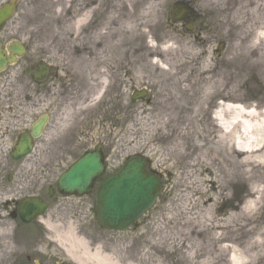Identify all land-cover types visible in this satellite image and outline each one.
Here are the masks:
<instances>
[{
  "label": "rangeland",
  "instance_id": "obj_1",
  "mask_svg": "<svg viewBox=\"0 0 264 264\" xmlns=\"http://www.w3.org/2000/svg\"><path fill=\"white\" fill-rule=\"evenodd\" d=\"M61 1L63 0L20 1L17 14L5 25V32H9L10 37L19 36L18 39L29 46L32 53L40 52L44 55L47 50L51 49L57 55L67 54L72 50V44L75 42L74 38L72 39L74 34L70 29L66 31L61 23L54 24L55 21L59 22L56 20L54 12L57 13L60 10ZM81 1V4L84 2L96 3L97 8L100 5V13H97L98 16L95 15L96 23L100 17L103 18L108 13V1ZM146 1L149 0H142L139 3L135 1L133 5L138 3V6L137 8L132 7L134 15H128L123 20L117 19V15L112 12V17L118 23L108 27L111 32L106 34L105 38L102 35H100L101 39L97 38L101 31L94 30L92 36L77 42V44L81 43L84 48H87L82 53L89 55V48L94 53V55L91 53L92 57L83 59L80 64L86 84L85 90H89L83 96V103H90V108L85 109L84 114L87 116L94 112L95 117H91L84 124V127L86 126L84 128L86 134L84 146L72 153L70 156L72 159L69 163L57 164L58 162H52L51 167L52 171H61L74 162L84 151L91 149L96 142L103 141L109 146L111 141L108 173L115 174L127 156L133 157L140 153L141 156L151 161L153 166L151 168L160 178L161 185L158 197L148 213L125 232L104 230L96 220L94 210V223L91 224L82 220L78 225L73 226L74 233L78 238L83 239L90 249L99 248L103 253L111 255L113 259L115 258L118 264L130 262L133 264H230L231 247L242 253L245 251L247 256L252 259L256 254L264 255V243L253 240H237L236 234L233 235V233L232 237L228 235V240L218 243L200 238L193 242L159 239V235L173 232L176 229L175 221L172 223L167 221V218H170L167 205L176 192L177 174L183 171V165L189 161L176 160L177 165L175 166L171 164L175 161L174 159L167 162L163 161L164 159H161V155L157 153L156 149H161L162 155L169 153L170 147L176 142L171 124L168 125L164 136L157 135L154 131L153 137L148 140V145L144 144L148 132L151 133L154 127H160L166 116L171 114L167 111L168 107L171 108L174 104L178 106V103L184 100V107L174 111V115L179 119L184 116L186 118L192 116V107L199 98V92L203 89V85L197 82L195 71L205 65L210 58L213 59L214 64H217L216 69L219 74L216 79L221 78L222 80L226 79L228 75H240L237 81H229V89L232 90L236 85L234 91L231 92L233 95L247 99L245 104L249 100L253 104L260 102L259 104L264 108V102H262V100L264 101V66L255 64L254 58L246 57L247 43L244 42L236 48L239 45L238 39H233V31H230L233 28L232 21L239 20V18H242L241 21L245 20L247 24L249 21L248 26L255 29V23H259L257 19L260 17L263 21L264 8L261 7V10L255 11L256 5L260 7L257 3L258 0H166L165 3H161L162 0H154V4L160 2L154 8L145 6ZM113 3V1L110 2V7L113 6ZM181 5L188 9L187 21H175L171 15V9ZM157 7L164 8L163 13L154 11ZM238 7H241L240 12H238L239 16L235 17ZM100 14L104 15L100 16ZM119 16L122 15L119 14ZM195 17H199L200 23L198 19L196 23L194 22ZM107 19L108 16L105 17V22ZM47 28L49 29L47 30ZM34 31L35 33H33ZM245 31L251 32L250 28H246ZM237 33L240 34L241 32L238 31ZM52 38L55 40L50 42ZM171 43H175L176 50L165 57L164 61L168 65L163 64L162 67H168L171 70L176 69L175 71L179 72L178 77H171L161 70V66L152 65L151 61L154 58L146 56L148 53L146 46H155L160 49L163 46H169ZM136 48L141 49V51L134 53ZM232 57L236 59L233 62H228L227 59H232ZM181 59L184 62L191 61L190 67L178 69L173 66V62ZM222 59L228 65L220 66ZM102 63H105V68H101V73L105 80L107 79V84L103 86L101 99L94 101V96L96 98L97 90L101 85L99 87L98 80H96L97 76L88 77V72H95L97 75V72L99 73L98 65ZM249 64L252 67H249ZM244 67L246 70H242ZM185 72L188 73L186 77L191 79L190 84L193 85L190 98L175 95L173 90L177 79L183 77ZM138 77L142 79V82L137 80ZM205 77L209 78L208 75ZM100 82H102L101 78ZM147 85L149 88L151 87V90L145 88ZM92 87H94L93 92L90 91ZM146 91H149L148 100L145 97H139L132 101L131 96L135 93L143 94ZM90 93H92L91 96H87ZM168 95L170 100L166 103L162 102L163 97ZM128 107L133 111L127 109ZM144 107L147 108L145 112L136 111ZM215 111L211 106L209 120L216 118ZM48 150L49 148L45 144L37 147L36 166L43 167L44 163L49 161L47 158ZM63 164L64 167H62ZM205 186L209 189L212 187V183L208 182ZM247 186H250V183L245 185L244 182L239 181V184L228 186L224 196H219L214 203H207V205H212L214 218L227 220L232 217V225L234 226L237 223L235 216L249 208V204H247L249 199L245 195ZM95 196L96 193L94 192ZM86 204L84 207L85 214H87L86 209L89 202ZM62 215L63 218L61 219L66 224L59 220L58 223L64 225L58 229L53 227L50 232L48 231L51 238L56 236L64 239L67 231L73 225L70 223L73 219L68 214ZM251 216L252 226L256 221H260L258 224L264 223L263 205L260 204L259 209L255 210ZM5 226L4 223L0 224V236L3 235ZM9 226L11 224L7 227ZM42 229L45 230L44 227ZM202 229L196 227V230ZM93 234L96 236L94 237ZM62 247L64 248V246Z\"/></svg>",
  "mask_w": 264,
  "mask_h": 264
},
{
  "label": "bare ground",
  "instance_id": "obj_2",
  "mask_svg": "<svg viewBox=\"0 0 264 264\" xmlns=\"http://www.w3.org/2000/svg\"><path fill=\"white\" fill-rule=\"evenodd\" d=\"M80 1H61L60 10L57 13L54 12L55 18L59 22H53L54 24L61 23L64 25L66 31L70 29L72 34H74L72 39L74 38L75 42L72 44V50L69 52V56L81 52L80 56L77 57L79 63L83 59H86L83 57H90L92 56L91 53L93 55L94 53L90 51V48L88 51L89 55L82 53L87 48H84L81 43L77 44V42L82 41L83 38L92 36L94 30L101 31L97 35V38H105L107 36L106 34L111 32L109 28L113 24L118 23L112 17V12L117 15V19L120 18L123 20L126 16L133 14L132 7L137 8L139 1L142 2V0H103L109 3L108 13L105 14V17L108 16V19L105 22V17H100L96 23L97 18L95 19V15L98 16L97 13H100L99 3H97L99 5L97 8L96 3L92 2V4H89L88 2H84L81 4L83 1ZM112 1L114 2L113 6L110 7V2ZM135 1L138 3L134 6L133 3ZM153 1H146L145 6L154 8L160 3L154 4ZM165 2L167 1L162 0L161 3ZM257 3H259L260 7L256 5L255 11L261 7L264 8V0H258ZM240 9L241 7L237 8L235 17L239 16L238 12H240ZM163 10L164 8L157 7L154 11L163 13ZM119 14L122 16L120 17ZM241 19L232 21L233 28L230 29V31H233L232 38L238 39L239 42L236 48L244 42L247 43L248 50L247 54H245L246 57H252L254 58L255 64L264 66V16L263 21H261L260 17L257 19L259 23H255V29L248 26L249 21L247 24L245 20L241 21ZM247 20L249 19L247 18ZM246 28H250L251 32L245 31ZM238 31L241 33L238 34ZM36 32L39 31L36 30ZM97 38L95 39L99 41ZM54 40L52 38L50 42ZM146 50L148 51L146 56L152 59L154 58L151 61L152 65L157 67L161 66V70L171 75V77H178L179 72L175 71L176 69L171 70L168 67H162L163 64L168 65L164 59L167 55L174 53L176 50L175 43H171L169 46H163L160 49L155 46H146ZM138 51H141V49L136 48L134 53ZM50 58L62 60L61 55L55 56L53 53H51ZM235 59V57H232V59L228 58L227 61L233 62ZM172 64L180 69L190 67L191 61L184 62L181 59L176 60ZM213 64V59L210 58L205 65L195 71L197 82L203 85V89L199 92V98L192 107V116L188 118L184 116L182 119L175 117L174 111L176 112L184 107V100H181L178 106L174 104L171 108H167V111L171 114L166 116L160 127H154L151 133L148 132L144 139L146 142L144 144L148 145V140L153 137L152 133L154 131L157 135L164 136L168 125L171 124L173 125L172 131L175 133L176 142L170 147L169 153H163L162 155V150L156 149L157 153L161 155L160 158L164 159L163 161L167 162L174 159L175 161L171 162V164L175 166L177 165L176 160L189 161L183 165V171L177 174L176 192L174 197L168 201L167 205V212L170 214V218H167V221L171 223L175 221L176 229L173 232L159 235V239L175 242H193L200 238L218 243L228 240V235L232 237L236 234L237 240H253L264 243V223L258 224L260 221H256L254 226H252L250 220L254 211L259 209L260 204L264 207V108L259 104L260 102L253 104L249 100L245 104L244 102L247 99L245 100L242 97L233 95L231 92L234 91L233 89H235L236 85L232 90L229 89V81H237L240 75H228L226 79L221 80L220 78L218 80L216 79L219 74L216 69L217 64ZM226 64L228 65L222 59L220 66L224 67ZM248 66L252 67L251 64ZM98 67V75L102 79V82H100L101 87L97 90L96 98L94 96V101L101 99L103 86L107 84V79L105 80L104 75L101 73V68H105V63L98 65ZM242 70H246V68L244 67ZM187 74L177 79L176 85L173 88L176 93L175 95H181L184 98H190L192 96L193 85L190 84L191 79L186 77ZM205 75H208L209 78H206ZM137 80L142 82L140 77ZM151 86L154 87L153 85ZM145 88L151 90L149 85L145 86ZM144 93L145 99L148 100L147 96L149 91ZM175 95L170 96L174 97ZM163 98L162 102L164 103L170 100L169 95ZM262 102L264 101L262 100ZM211 106L216 110L214 112L216 118L209 120ZM88 108H90L89 105L84 109ZM127 109L133 111L130 107ZM145 110L147 108L145 109L144 107L136 111L143 113ZM126 134L128 135V132ZM138 155V157L141 156L140 153ZM141 157L145 161L146 170L156 174L154 169L151 168L153 167L151 161L144 156ZM239 181L244 182L245 185L250 183L245 193L249 199L247 201L249 208H245L248 211L245 210L235 216L237 223L233 226L232 217L227 220L215 219L212 205H207V203H214L218 200L219 196H224V192L228 186L239 184ZM208 182L212 183V187L209 189L205 186ZM196 227L203 229L196 230ZM232 228L237 229L232 230ZM55 239L60 245L64 246L65 249H63L67 256L76 263L118 264L115 258L113 259L111 255L103 253L99 248H95L94 250L90 249L89 245L83 239L75 235L72 227L67 231L64 239L56 236ZM231 248V255L229 256L230 264L264 263V255L262 254H256L252 259L247 256L245 251L242 253L234 247ZM127 264H133V262Z\"/></svg>",
  "mask_w": 264,
  "mask_h": 264
},
{
  "label": "flooded vegetation",
  "instance_id": "obj_3",
  "mask_svg": "<svg viewBox=\"0 0 264 264\" xmlns=\"http://www.w3.org/2000/svg\"><path fill=\"white\" fill-rule=\"evenodd\" d=\"M7 1L0 0V6ZM4 28L5 25L0 29V48L6 51L9 63L0 70V224L6 225L0 236V264H78L48 231L66 224L62 214L73 219V231L80 221L93 224L95 220L97 187L86 197H60L54 186L64 169L52 171L51 167L52 162L69 163L72 153L84 146V124L95 117L94 112L84 114L90 103H83L84 93L89 90H85L83 70L77 60L81 52L71 56L67 52L68 55H61L62 60H57L50 58L51 49L44 55L32 53L22 43L23 54L12 56L10 46L19 36L10 37ZM89 76H97L100 87L98 72L96 75L90 71ZM93 90L94 87L90 91ZM41 144L49 148V161L43 167L35 164ZM18 145L24 146L20 152L16 150ZM96 147L101 148L107 164L111 141L109 146L96 142L88 150ZM36 203L44 205V213H29L22 218L20 210H33ZM24 219L30 222L25 223Z\"/></svg>",
  "mask_w": 264,
  "mask_h": 264
},
{
  "label": "water",
  "instance_id": "obj_4",
  "mask_svg": "<svg viewBox=\"0 0 264 264\" xmlns=\"http://www.w3.org/2000/svg\"><path fill=\"white\" fill-rule=\"evenodd\" d=\"M18 1L20 0H12L0 9V26L13 15ZM187 15L188 9L182 5L172 8V17L175 21H187ZM11 51L20 54L22 49L16 48ZM6 62L5 55L0 52V68ZM139 97L142 96L135 95L133 100ZM22 149L23 147L20 150ZM103 172L104 164L100 151L85 153L61 174L56 184V191L61 196L88 195ZM159 186V179L146 172V164L143 160L127 161L118 174L106 177L99 186L97 216L100 224L108 230L125 231L152 207ZM35 206L32 213H41L43 206L39 204ZM23 213L25 210H22V216Z\"/></svg>",
  "mask_w": 264,
  "mask_h": 264
}]
</instances>
